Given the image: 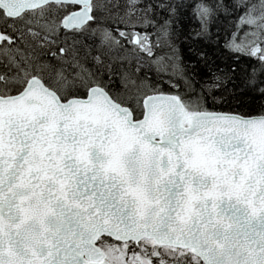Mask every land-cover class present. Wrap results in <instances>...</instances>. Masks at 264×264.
<instances>
[{
  "label": "snow or ice",
  "instance_id": "snow-or-ice-1",
  "mask_svg": "<svg viewBox=\"0 0 264 264\" xmlns=\"http://www.w3.org/2000/svg\"><path fill=\"white\" fill-rule=\"evenodd\" d=\"M89 3V20L85 23L92 28L88 36H83L77 24L76 36L68 35L71 28L63 35L57 29L56 39L45 36L36 41L31 46L39 50L35 58L31 50L21 59L0 55V98L20 96L33 79H39L56 92L61 105L87 100L93 90L100 89L133 111L134 122H138L147 112L149 99L167 96L190 115L264 132V0ZM77 8L82 10L83 5ZM113 15L118 34L114 43L113 33L107 28L106 36L97 32V26ZM125 17L134 22L122 23ZM10 19L15 18L5 17L0 10L4 27L13 28L15 40L25 43L22 29L14 28ZM129 29L133 45H139L141 33L148 38L151 51L146 54L147 63L119 54L121 48L128 47L125 33ZM44 40H48L47 47ZM8 42L12 43L13 37ZM172 138L179 136L173 133ZM34 139L25 124L12 125L7 132L0 128V264H60L55 258L58 252L47 243V220L50 216L71 219L77 197L93 186L88 182L89 170L78 165L65 163L55 171L36 167L29 158ZM169 183L189 203H174L169 189H156L157 211L164 208L173 213L170 219H176L186 238L171 249L173 255L164 258L165 264H229L232 248L241 244L255 258L237 264H264V232L253 226L254 221H264V193L257 192L250 201L245 197L242 202L229 201L227 206L222 201L209 205L189 198L196 177L187 169L179 183ZM97 195L109 215L126 210L107 203L103 192L92 194L93 210ZM78 203L82 206L83 200ZM158 259L159 255L153 257V264Z\"/></svg>",
  "mask_w": 264,
  "mask_h": 264
},
{
  "label": "water",
  "instance_id": "water-1",
  "mask_svg": "<svg viewBox=\"0 0 264 264\" xmlns=\"http://www.w3.org/2000/svg\"><path fill=\"white\" fill-rule=\"evenodd\" d=\"M50 4L83 5L62 19L64 30H77V24L82 28L89 20V0H0V10L17 19ZM146 103L143 119L134 122L132 111L103 90H93L87 100L61 105L56 92L39 79H33L20 96L0 98V128L7 132L12 125L29 126L35 136L29 158L36 167L55 171L72 163L89 170L93 186L77 197L72 218L47 220V243L58 252L55 258L60 264H107L98 245L102 234L121 244L142 240L169 248L183 244L181 226L170 219L174 214L164 208L157 211L154 198L158 187L161 192L169 189L174 203L180 200L187 206L189 201L182 200L169 183H179L185 169L196 177V185L184 191L190 199L209 205L222 201L227 206L245 197L250 201L257 192L264 193V132L189 115L167 96ZM173 133L179 138L173 139ZM101 192L107 203L126 210L109 215L98 195L93 210L92 194ZM253 226L264 232V221H254ZM254 258L241 244L232 248L229 264Z\"/></svg>",
  "mask_w": 264,
  "mask_h": 264
},
{
  "label": "trees",
  "instance_id": "trees-1",
  "mask_svg": "<svg viewBox=\"0 0 264 264\" xmlns=\"http://www.w3.org/2000/svg\"><path fill=\"white\" fill-rule=\"evenodd\" d=\"M75 9L76 8L73 6L50 4L38 10L32 12H26L24 13V15L20 16L17 19H10L8 22L12 24L14 28L22 29L23 35L26 37V42L23 44L15 40L14 29L4 27V23L0 21V55L4 57L14 55L18 59H21L23 56H26L28 52L31 50L33 58L37 57L39 55V50L31 46L34 45L36 41L40 40L42 37L45 36L56 39L57 29H60L61 35H63L66 32V30L60 27V22L66 15H68L70 12L74 11ZM115 11L116 10L113 9V13H115ZM114 20H115L114 15L109 16L105 20V23L103 25L97 26V32L99 34H103L105 36L107 35V33L104 32V28H107L109 31L113 33V39L111 40L112 43H114V38H118V34L115 33V29L113 26ZM133 22L134 21H130L126 17L122 21V23H133ZM91 28L92 26L86 23L80 29V31L83 34V36H88L89 33L91 32ZM29 29H31L32 32H35L36 35H33L32 32L29 31ZM68 35L76 36L77 30H72L71 33H69ZM125 35L128 37V41H129L128 47L126 50L121 48L119 54L132 58H139L140 60H143L145 61V63H147L146 54L151 51V48L147 43L148 38L144 36L143 33H141L140 36L138 37L139 45H133L131 43L133 39V33L131 29H129L125 33ZM9 37H13L12 43L8 42ZM120 39H121V45H123L124 40L123 38ZM43 43L45 47L48 46V40H44ZM115 54L116 53H113V55ZM102 55H104V53H102ZM21 62L23 61L21 60ZM208 103L209 104L213 103L211 97H209ZM135 115L138 117L139 112H136ZM99 245L103 248V250H105L106 248H108V250L111 249L112 245L120 246L107 239H101L99 241ZM157 253L158 255L159 254L162 255V260H164V258H166L167 256L173 255L170 249H158ZM159 264H165V263H159Z\"/></svg>",
  "mask_w": 264,
  "mask_h": 264
},
{
  "label": "flooded vegetation",
  "instance_id": "flooded-vegetation-1",
  "mask_svg": "<svg viewBox=\"0 0 264 264\" xmlns=\"http://www.w3.org/2000/svg\"><path fill=\"white\" fill-rule=\"evenodd\" d=\"M121 247L124 248V251L126 252V256H127V259H125V264H153V257H156L158 255L157 250L160 248V247L159 248L156 247L150 241H141L137 244L127 243L121 245ZM106 249L103 250L102 248V251L104 257L106 259H109L108 257L109 250L106 252ZM133 254H136L137 258L132 260L130 257ZM159 257L160 259L156 261V264L165 263L164 260H162V255L159 254ZM107 261L108 264H113L110 259Z\"/></svg>",
  "mask_w": 264,
  "mask_h": 264
},
{
  "label": "rangeland",
  "instance_id": "rangeland-1",
  "mask_svg": "<svg viewBox=\"0 0 264 264\" xmlns=\"http://www.w3.org/2000/svg\"><path fill=\"white\" fill-rule=\"evenodd\" d=\"M108 251V249H107ZM108 257L113 264H125L126 252L121 246H111V249L108 251ZM132 260L137 258L136 254L131 255Z\"/></svg>",
  "mask_w": 264,
  "mask_h": 264
}]
</instances>
